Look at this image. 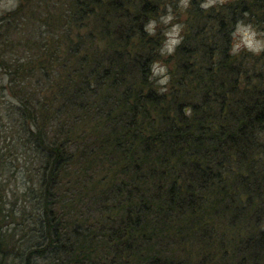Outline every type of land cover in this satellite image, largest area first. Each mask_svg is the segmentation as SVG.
I'll return each mask as SVG.
<instances>
[{"label": "trees", "instance_id": "1", "mask_svg": "<svg viewBox=\"0 0 264 264\" xmlns=\"http://www.w3.org/2000/svg\"><path fill=\"white\" fill-rule=\"evenodd\" d=\"M202 3L0 14V264H264V51L232 53L264 0Z\"/></svg>", "mask_w": 264, "mask_h": 264}, {"label": "clouds", "instance_id": "2", "mask_svg": "<svg viewBox=\"0 0 264 264\" xmlns=\"http://www.w3.org/2000/svg\"><path fill=\"white\" fill-rule=\"evenodd\" d=\"M223 0H221V3ZM216 3V0H206V2L201 4V7L204 9H208L212 5ZM189 4V0H180V5L183 8H187ZM162 22L164 24H169L174 16L171 14V10L169 9V14L161 17ZM156 22L149 21L145 25V30L147 33L152 36L155 35ZM182 31V26L180 24H173L172 27L165 32V36L167 37L163 47L160 49L161 55H170L175 51L177 45L181 43L180 33ZM234 36H239L241 39L239 42L235 43L232 48V53H237L241 47L243 46L248 51L259 54L261 51H264V40L257 39V33L255 29L251 25H245L242 22L237 24ZM152 77L160 76L158 83L160 85H166L170 79V77L166 74L167 68L161 66L159 64H153L151 66ZM167 91L166 88H161L160 93Z\"/></svg>", "mask_w": 264, "mask_h": 264}, {"label": "rangeland", "instance_id": "3", "mask_svg": "<svg viewBox=\"0 0 264 264\" xmlns=\"http://www.w3.org/2000/svg\"><path fill=\"white\" fill-rule=\"evenodd\" d=\"M17 1L18 0H0V14L2 13V12H4L5 10H7V9H10V8H12V7H14V5L17 3ZM224 1V0H223ZM204 2H206V0H203V3ZM216 2H221V0H216ZM172 13V12H171ZM169 13H163L162 15H159L158 17H157V19L155 20V22H156V26H159L160 27V29H161V31H162V35H163V42L165 43V41H166V39H167V37L165 36V32L166 31H168L171 27H172V25L173 24H179V23H177L176 22V15L174 14H172L173 16H174V19L169 23V24H164L163 22H162V19H161V17H163V16H166V15H168ZM184 15V14H183ZM180 18L182 17L181 15L179 16ZM241 23V22H240ZM238 24V23H237ZM237 24L234 26V28H233V32H232V37H233V45L235 44V43H237V42H239L240 41V37L239 36H234V33H235V30H236V27H237ZM243 24H245V25H250V24H248V23H243ZM256 31V30H255ZM256 33H257V39H259V40H261L260 39V35L258 34V32L256 31ZM243 47V46H242ZM244 48V47H243ZM246 49V48H245ZM155 64H159L160 65V63L159 62H155ZM159 79H161V77L159 78Z\"/></svg>", "mask_w": 264, "mask_h": 264}]
</instances>
